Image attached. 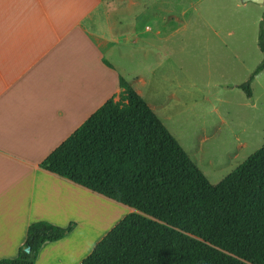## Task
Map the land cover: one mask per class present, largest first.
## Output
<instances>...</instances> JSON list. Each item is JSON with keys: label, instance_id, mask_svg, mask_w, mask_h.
<instances>
[{"label": "crops", "instance_id": "crops-1", "mask_svg": "<svg viewBox=\"0 0 264 264\" xmlns=\"http://www.w3.org/2000/svg\"><path fill=\"white\" fill-rule=\"evenodd\" d=\"M192 7L183 1L168 17ZM154 8V0H0V259L17 257L31 223L65 227L80 218L91 191L40 163L118 100L119 77L140 94L139 53H152L160 31L149 36L139 22L154 18ZM76 224L66 238L44 243L35 264H81L99 240L78 238Z\"/></svg>", "mask_w": 264, "mask_h": 264}, {"label": "trees", "instance_id": "trees-1", "mask_svg": "<svg viewBox=\"0 0 264 264\" xmlns=\"http://www.w3.org/2000/svg\"><path fill=\"white\" fill-rule=\"evenodd\" d=\"M257 45L263 60L239 86L248 99L264 70V12ZM118 81V100L106 101L40 163L131 210L81 264H264V144L211 184L141 96ZM76 225L31 223L17 257L0 264H35L44 243Z\"/></svg>", "mask_w": 264, "mask_h": 264}, {"label": "rangeland", "instance_id": "rangeland-1", "mask_svg": "<svg viewBox=\"0 0 264 264\" xmlns=\"http://www.w3.org/2000/svg\"><path fill=\"white\" fill-rule=\"evenodd\" d=\"M162 1L154 0V18L139 22L145 34H160L152 53H139L137 76L146 82L136 90L208 181L217 184L264 144V71L250 84V99L239 88L263 60L257 41L264 4L165 0L162 15ZM183 1L192 9L168 17ZM91 193L83 197L80 218L72 220L79 224L77 237L85 233L89 245L131 211ZM101 219L113 223L103 229Z\"/></svg>", "mask_w": 264, "mask_h": 264}, {"label": "bare ground", "instance_id": "bare-ground-1", "mask_svg": "<svg viewBox=\"0 0 264 264\" xmlns=\"http://www.w3.org/2000/svg\"><path fill=\"white\" fill-rule=\"evenodd\" d=\"M98 212H99V211H98ZM101 212H103V211H101ZM95 214H96V213H95ZM95 214H94V216H95V218L97 219V215H95ZM103 214H104V213H103ZM107 214H108V213H107ZM98 215H100V214L98 213ZM113 215H116V214H113ZM94 216H93V217H94ZM103 216H104V215H103ZM108 216H109V215H108ZM110 216H111V214H110ZM116 216H117V215H116ZM105 217H106V216H105ZM101 218H102V216H101ZM106 218H107V217H106ZM109 218H110V217H109ZM109 218H107V220H108ZM112 218L115 220L117 217H116V218L112 217ZM94 220H95V219H94ZM97 220H99V219H97ZM107 220L105 221V219H104V221H103V219H101L100 222L98 221V223H99V225H100L102 228H103V227H106V229H108L109 224H110V223H113V221H112V219H111V221L109 220V222H110V223H109V222H107ZM116 220H117V219H116ZM106 223H109V224H107L108 227L106 226ZM97 225H98V224H97ZM100 226H99V227L97 226V230L100 228ZM103 229H105V228H103ZM106 231H107V230H106ZM106 231H104V232H106ZM104 232H103V233H104Z\"/></svg>", "mask_w": 264, "mask_h": 264}, {"label": "water", "instance_id": "water-1", "mask_svg": "<svg viewBox=\"0 0 264 264\" xmlns=\"http://www.w3.org/2000/svg\"><path fill=\"white\" fill-rule=\"evenodd\" d=\"M243 2L250 1L258 4H264V0H242ZM25 252H29V248L25 249Z\"/></svg>", "mask_w": 264, "mask_h": 264}]
</instances>
